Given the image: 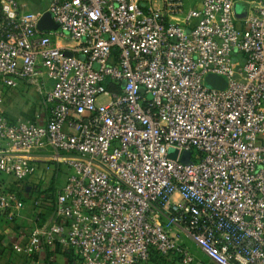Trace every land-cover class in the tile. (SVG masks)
Masks as SVG:
<instances>
[{
  "label": "built area",
  "instance_id": "built-area-1",
  "mask_svg": "<svg viewBox=\"0 0 264 264\" xmlns=\"http://www.w3.org/2000/svg\"><path fill=\"white\" fill-rule=\"evenodd\" d=\"M42 1L0 0V222L26 204L40 221L13 248L264 264V0ZM21 80L42 106L11 119Z\"/></svg>",
  "mask_w": 264,
  "mask_h": 264
},
{
  "label": "crops",
  "instance_id": "crops-1",
  "mask_svg": "<svg viewBox=\"0 0 264 264\" xmlns=\"http://www.w3.org/2000/svg\"><path fill=\"white\" fill-rule=\"evenodd\" d=\"M19 1L27 9L36 10L38 8L31 0ZM41 106L42 97L39 91L33 84L26 81H19L16 89L5 92L3 109L11 119L31 118L40 110ZM35 216L36 211L32 207H25L12 221L2 220L0 222V264H75L71 256L59 250L55 245L45 246L41 252L32 255L13 248L15 244L24 246L28 242L30 231L35 224L39 225L40 223L39 219H35ZM190 248L196 253L200 262L206 263L200 257L203 255L201 252L194 246H190ZM168 261L169 259L166 257L153 256L146 263L135 264H169Z\"/></svg>",
  "mask_w": 264,
  "mask_h": 264
},
{
  "label": "rangeland",
  "instance_id": "rangeland-1",
  "mask_svg": "<svg viewBox=\"0 0 264 264\" xmlns=\"http://www.w3.org/2000/svg\"><path fill=\"white\" fill-rule=\"evenodd\" d=\"M31 2H33L34 4H36L37 5V7H39V5H40V7L42 6V4H44V2L41 0V2H40V0H31ZM29 8V7H28ZM30 9V11H33L34 9H32V8H29ZM40 9V8H39ZM242 10V6H241V4H240V2H238L237 3V5H236V11L237 12H240ZM50 20H52V14L50 13V12H43L42 13V15H41V21H42V23H44V24H47ZM190 156H191V153H190V151H184L182 154H181V160L182 161H188L189 159H190ZM61 172H62V170H61ZM60 172V173H61ZM63 179H64V174L63 173H61V174H59V176H58V178H57V180H56V182H57V186H60V184L62 183V181H63ZM36 181V180H35ZM45 185V182L43 181V180H40V181H38V186H40V187H43ZM36 191H33L32 193H31V196L29 197V198H27V202H30V200H31V198H33L35 195H36ZM29 207H32L31 206V204H26V208H29ZM33 208V207H32ZM46 213V215H48L49 213H50V211L48 210V211H46L45 212ZM186 243H187V245H189V246H194V245H192V243L191 242H189V241H186ZM193 248V247H192ZM195 248V247H194ZM198 254H199V252H197ZM196 254V253H195ZM200 257H201V259L204 261V262H207L208 260H207V258L205 257V256H203V255H200ZM160 263V262H159Z\"/></svg>",
  "mask_w": 264,
  "mask_h": 264
},
{
  "label": "water",
  "instance_id": "water-1",
  "mask_svg": "<svg viewBox=\"0 0 264 264\" xmlns=\"http://www.w3.org/2000/svg\"><path fill=\"white\" fill-rule=\"evenodd\" d=\"M56 27H57V24L53 22V20H50L47 24H44L42 23L41 18H40L38 22V28L40 30L55 29ZM205 83L208 86L216 88V89H224L226 86V79L223 76L209 74L205 78ZM176 154H177V151L171 149L168 152V157L175 158ZM182 162H187V161H182Z\"/></svg>",
  "mask_w": 264,
  "mask_h": 264
},
{
  "label": "trees",
  "instance_id": "trees-1",
  "mask_svg": "<svg viewBox=\"0 0 264 264\" xmlns=\"http://www.w3.org/2000/svg\"><path fill=\"white\" fill-rule=\"evenodd\" d=\"M49 191H51V193H49ZM47 193V199L50 200L51 198H53V194H52V189H49ZM160 257V256H159ZM167 259H169V264H177L178 262H176V257L171 256V257H166Z\"/></svg>",
  "mask_w": 264,
  "mask_h": 264
}]
</instances>
